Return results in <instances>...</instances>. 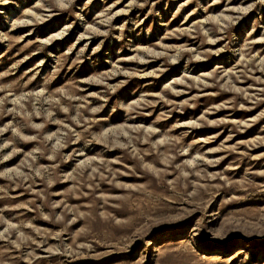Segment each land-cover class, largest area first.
Wrapping results in <instances>:
<instances>
[{"label": "rangeland", "instance_id": "rangeland-1", "mask_svg": "<svg viewBox=\"0 0 264 264\" xmlns=\"http://www.w3.org/2000/svg\"><path fill=\"white\" fill-rule=\"evenodd\" d=\"M0 264H264V0H0Z\"/></svg>", "mask_w": 264, "mask_h": 264}]
</instances>
